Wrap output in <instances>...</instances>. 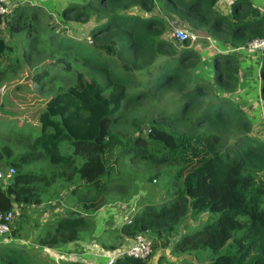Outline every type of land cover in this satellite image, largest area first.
<instances>
[{"label": "trees", "instance_id": "trees-1", "mask_svg": "<svg viewBox=\"0 0 264 264\" xmlns=\"http://www.w3.org/2000/svg\"><path fill=\"white\" fill-rule=\"evenodd\" d=\"M217 2L86 0L64 8L66 20H92L89 42L57 31L33 4L0 16V115L35 131L0 139V169H13L0 179V213L19 218L12 236L30 206L68 194L64 214L45 221L34 238L38 246L64 249L66 257L69 243L98 229L92 214L101 224L105 196L120 178L115 164L126 155L152 168L148 180L158 184L160 202L141 204L128 221L96 236L99 248L111 252L124 238L140 235L149 243L144 259L123 254L112 264H149L157 250L178 264H264V140L251 134V120L233 102L234 53H214L208 65L196 42L166 36L184 28L230 50L264 37V5L230 0L229 16L216 10ZM14 49L23 66L10 58ZM144 73L142 82L137 77ZM260 77L264 100V64ZM104 232L111 238L102 240ZM0 264L52 263L7 244Z\"/></svg>", "mask_w": 264, "mask_h": 264}, {"label": "crops", "instance_id": "crops-1", "mask_svg": "<svg viewBox=\"0 0 264 264\" xmlns=\"http://www.w3.org/2000/svg\"><path fill=\"white\" fill-rule=\"evenodd\" d=\"M20 1L21 0H11V3H15L16 5L29 3L30 5L33 4L39 6L40 9L44 10L47 14L51 16L53 23L56 24V29L57 30L59 29L58 31L65 33L67 37L71 38L72 40L81 42L78 39L84 38L86 40V38L88 37L89 34L88 29L93 24L91 19L87 23H79L71 20H66L61 16L62 10L67 6L83 5L86 2V0H24V2H20ZM252 1L254 5L257 6L258 8L264 5V0H252ZM229 2L230 0H218L216 5V10L224 15L226 14L229 15L228 14ZM196 45L197 47L195 49L200 54L201 58L208 63V65L214 53H222L224 51L225 52L228 51L227 48H224L223 46L220 47L215 42L208 41L204 38H198L196 40ZM231 51H233L234 53L233 55L235 57L237 78H238L237 89L234 92V94H232L233 102L234 104L236 103V105L240 109H242L245 115L251 120V134L264 140V100L261 97V77H260L261 67L264 64V57L260 56V54L258 53H246L243 50H231ZM64 200L62 202H64ZM133 209L134 208L131 207L130 205L129 211L132 212ZM120 210L121 209L112 210L110 213L111 217H109L108 220L116 221V219H118L120 220L119 223L120 222L124 223L126 219L130 218L129 214L133 213V212L121 213ZM41 211L42 212L39 213V217L41 215L39 221L40 224L42 222L44 223L47 214L50 213L48 211L47 212L43 210ZM99 211H101V208L99 209ZM105 213L101 216V218L103 219L102 220L103 224L107 222L106 217H108L107 213L106 214ZM96 214L97 213L91 215V218L93 220L96 218ZM125 214L127 218L124 217ZM94 221H96V219ZM16 224L17 223L14 220L12 223V229L16 226ZM94 224L96 225V223ZM22 230L23 227H21L20 229V234ZM94 231H97V228ZM94 231L91 234V236L95 237L96 233ZM16 233H17L16 236H12L10 232L8 238H6L7 236L0 237V247L5 246L11 242H13L12 243L13 245H15L14 243L27 244L25 243L26 239H23L18 235L19 232L17 231V229H16ZM36 234L37 231H34V238H36ZM87 239L88 236L82 240L80 239L74 241L73 243H69L65 248V250H70L72 247L73 251L74 249H76V253H74L73 251L72 252L77 256V259L80 258L79 260L80 261L82 260V263L84 264H104L105 263L104 261L106 260L107 256L109 257L112 256L113 254H118L120 251L123 252L130 245V242L132 240L126 238L122 239L121 245L111 252V251L102 250L95 242H91V244H86ZM40 247H45V246H40ZM47 249H49V251L51 252L54 251L56 253L61 252L60 251L61 249H57V248H47ZM82 249L86 250V253L81 252ZM81 255H86L87 259L84 260L83 258H81ZM159 255H160L159 253H155V255L152 256L151 259L149 260V264H153V263L156 264Z\"/></svg>", "mask_w": 264, "mask_h": 264}, {"label": "rangeland", "instance_id": "rangeland-1", "mask_svg": "<svg viewBox=\"0 0 264 264\" xmlns=\"http://www.w3.org/2000/svg\"><path fill=\"white\" fill-rule=\"evenodd\" d=\"M60 13V12H59ZM58 13V14H59ZM230 16V14H229ZM54 18V17H53ZM56 18V16H55ZM59 30V29H58ZM57 30V31H58ZM63 34V32H62ZM65 34V33H64ZM81 42H87V40H85L84 38L78 39ZM11 59L17 58L18 66H23L25 63L24 60V56L22 55L21 50H12V52L9 54ZM5 59L2 60V64L5 63ZM14 64V65H16ZM17 67V66H16ZM23 71L27 72V73H33V71H27V69H24ZM23 75L22 74H18L17 76V80L19 81H23ZM51 76V75H50ZM145 76L146 79L148 77V74L146 75V73L143 74V76H138V80L144 82L145 80ZM21 79V80H20ZM33 88V87H30ZM34 93L29 92L26 95V98H31L32 95ZM25 97L23 96V99ZM15 101H17L15 99ZM0 113H2L1 109H0ZM0 117H3L0 119V139L5 137V135H7V132H11L12 134H16L17 132L20 133H30L33 134V130H29L27 127L26 128H20V127H15L14 124H12L10 122V119H8L7 116L4 115H0ZM14 141L10 140V142L8 141V144L10 146H14ZM144 163L146 162H138V161H133V160H129L128 156H122L121 158H119L117 160V163L115 165H119V171H120V178L117 179V181H113V183L111 185H113L112 190H110V192H107V196H105L107 198L106 203L104 204L103 207H108L106 208L107 214H110L112 210H118L121 209V213H136L137 209H139V207L141 206V204L143 205V203H152L154 205H157L160 202V196L158 195V193L161 192L158 184L154 181L151 180L149 182V176L152 174V168L149 166H146ZM39 165L41 163H38ZM113 164V163H112ZM2 172H5L7 169L3 168L0 169ZM117 183V184H116ZM155 188V189H154ZM115 191V192H114ZM67 193V191H66ZM67 195L68 194H64V193H60L58 195V197L55 199L57 201L55 202H51L48 204H44L41 206H30L29 209L27 210V214L24 217L25 219V223L21 225V227H23V230L20 234V229L18 230V235L23 238L26 239L27 244H21V243H14L15 245H13L11 243L8 244L9 247H14V248H25L26 251H28V253L36 258V261H42L44 263H52V264H56L59 262H67V261H76L79 263H82V260L80 261L77 256L74 254L76 253V249H74V251L72 250V247L70 250H66L68 252V254L65 256H63V251H61L59 254L54 252L49 251V249H47L46 247H40L36 244V242L34 241V231H37L39 234H41L42 230L41 227H44V223L40 224V217H39V213H41L43 211L45 212H50L49 214H47L45 221H54V219H56L58 216L63 215L64 214V210L66 209L65 207L67 206L66 201L62 202L64 199H67ZM139 197H140V201H139ZM128 198H131V200ZM67 201H72L71 198H69ZM125 201V202H124ZM130 201H131V207H133L135 209L131 211H129L130 208ZM127 204L129 206H127ZM68 211H73V212H81L82 210H75V209H71V208H67ZM29 212V213H28ZM84 213V212H81ZM97 213V212H96ZM100 213V212H99ZM94 216V215H93ZM130 217L131 214H129ZM206 214H200V216H198L195 220H188L182 227H184V231L190 230L193 227H190L189 225L191 224H195L197 222H200L202 220L205 219ZM124 217L127 218L126 214L124 215ZM107 218V222H105L104 224L101 222V224L99 223V219L96 216V225L98 227L97 231L95 232H100L94 236H90L88 235V239L86 240V244H91V242H95V243H99V241L101 240V238L96 237V236H101V231L103 232L105 229L104 228H108L110 227L112 224H114L115 226L120 225L118 219H116V221L114 220H108ZM16 221V223L18 222L17 220H19V218L16 216L14 217L13 221ZM21 221V220H20ZM114 221V222H113ZM46 229V228H45ZM183 229V228H182ZM106 232V230H105ZM105 232L102 235V240H108V238H111V234H106ZM30 239V240H28ZM20 245V246H18ZM34 245V247H33ZM88 247V245H87ZM163 250V249H162ZM74 253H73V252ZM83 252L86 253V250L82 249ZM153 252V251H152ZM155 253H159V254H166L167 250H163V251H159L157 250L156 252L153 253L152 256L155 255ZM160 257V256H159ZM81 258H83L84 260L87 259L86 255H81ZM162 258V256H161ZM151 259V258H150ZM166 259V260H165ZM158 261V260H157ZM105 262V261H104ZM179 259H175L174 257H171L168 253L166 254V256L164 257L163 261H160L159 264H178ZM105 264V263H104ZM155 264V263H153ZM157 264V262H156Z\"/></svg>", "mask_w": 264, "mask_h": 264}, {"label": "built area", "instance_id": "built-area-1", "mask_svg": "<svg viewBox=\"0 0 264 264\" xmlns=\"http://www.w3.org/2000/svg\"><path fill=\"white\" fill-rule=\"evenodd\" d=\"M20 2H24V0H21ZM14 6H16V4L11 3V0H0V16L8 13V11ZM166 36L186 39L190 44L195 43L198 38H204L208 41H212L209 37H199L193 33H190L186 29L179 27L170 30V32L167 33ZM231 50H243L246 53H258L260 54V56H264V37L252 40L245 47L235 48ZM231 50L228 49V51ZM12 173V168L7 169L5 172H2L0 170V179H7L12 175ZM13 219L14 215L12 211H8L4 214L0 213V237H9V233L12 229ZM126 221H128V219H126L125 222ZM81 252L83 251L81 250ZM150 252L151 248L149 246V243L144 237L138 235L131 240L130 245L123 252L120 251L118 254H113L109 257L107 256L105 264H112L115 256L123 254L133 258L144 259L150 254Z\"/></svg>", "mask_w": 264, "mask_h": 264}, {"label": "clouds", "instance_id": "clouds-1", "mask_svg": "<svg viewBox=\"0 0 264 264\" xmlns=\"http://www.w3.org/2000/svg\"><path fill=\"white\" fill-rule=\"evenodd\" d=\"M86 40H87V42H89V39H88V37L86 38ZM190 44V43H189ZM191 45V44H190ZM125 222V221H124Z\"/></svg>", "mask_w": 264, "mask_h": 264}, {"label": "water", "instance_id": "water-1", "mask_svg": "<svg viewBox=\"0 0 264 264\" xmlns=\"http://www.w3.org/2000/svg\"><path fill=\"white\" fill-rule=\"evenodd\" d=\"M262 57H264V56H262Z\"/></svg>", "mask_w": 264, "mask_h": 264}]
</instances>
